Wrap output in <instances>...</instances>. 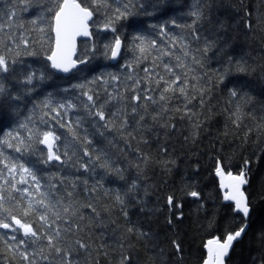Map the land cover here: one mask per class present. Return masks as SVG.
Segmentation results:
<instances>
[{
    "label": "trees",
    "instance_id": "1",
    "mask_svg": "<svg viewBox=\"0 0 264 264\" xmlns=\"http://www.w3.org/2000/svg\"><path fill=\"white\" fill-rule=\"evenodd\" d=\"M84 2L91 6V0ZM108 2L111 9L107 13L111 15L115 7L129 0ZM194 2L131 0L129 14L116 21L115 32L102 27L105 9H101L92 22L93 39L83 41L79 46L78 59L87 56L88 62L74 73L62 76L50 67L46 59L54 41L49 14L43 11L46 0H25L24 4L20 0H0V55L6 56L10 64L16 61L11 65L13 73L2 74L15 77L5 80V84L12 90L27 91L17 83L24 71L43 72L47 77L43 81L34 80V90L13 107L0 108V139H11L5 137V133L11 131L14 135L18 132L19 137L26 142L22 146L26 150L22 153L0 144V151L3 152L0 155V161H3L0 163V173L9 180V184H4L3 179H0V195L4 197L0 203L12 214L22 217L21 208L27 200L10 187L14 181L4 168V163H23L32 169L40 179L41 190L49 193L53 202L57 199L62 201L55 209L60 211L62 217L57 224L62 232L63 246L73 251L72 258L78 264H120L123 255H130L132 264H203L209 240L219 238L223 241L228 234L246 224L235 206L223 199L217 167L235 175L244 170L248 177L245 192L251 208L250 227L243 239L235 244L227 264H261L264 259V72L260 71L261 66H264V0H211L212 19L225 24L229 46L225 54L213 55L209 52L207 58L198 49L204 45L203 37L212 36L214 26L205 23L199 41L193 40L190 30L184 27L191 23L192 17L188 13ZM205 11L208 12V9ZM10 12L15 15L10 17ZM249 12L251 16L247 15ZM42 15L44 19H40ZM173 20L176 24L172 23ZM248 23H251V29L247 27ZM153 25L156 27L153 28ZM161 25L164 26L163 34ZM41 28L45 31L41 32ZM116 37L123 43V52L119 63L113 65L111 52L105 46L114 45ZM136 37H143V42ZM172 37H176L175 42ZM152 40L156 41L154 47L151 45ZM24 41H27V45ZM140 47L145 49L143 53ZM30 51L38 55H28ZM165 51L171 54L162 55ZM184 51L189 55L185 56ZM228 55L234 60L242 58L256 72L244 74L236 71L234 65L227 63ZM193 56L200 63L193 61ZM164 63L173 66L184 64L185 67H175L174 71L188 80L189 91L197 98L198 93L193 90V85L196 89H209L204 97L205 104L201 107L194 101L189 105L197 113L192 120L187 117L181 119L182 112L172 111L167 117L154 122L152 115L158 106L150 101H141L138 112L145 116V120L141 122L143 128L136 131L138 116L131 115L133 89L143 95L145 87L155 88L156 74L170 78L163 67ZM145 69H148L147 73ZM226 69L229 74L223 83L218 84L220 74ZM112 76L118 79L113 80ZM136 81H140L139 85ZM77 84L85 87H72ZM237 84L252 97L250 103L241 101L242 119L239 128L232 125L229 113L225 111L229 107L225 85L231 88ZM83 92L93 95L94 99L98 95L97 106L108 101L109 94L116 97L106 104V115L126 108L129 113L127 131L133 132L136 138L127 136V132L122 138L118 118H113L115 128L109 131L103 127L105 121L89 115L84 105L91 102L82 95ZM149 94L158 99L159 90ZM46 98L51 100L49 108L36 107ZM61 103H71L75 107L58 109L61 115L56 116L52 108ZM144 105L147 106L146 112ZM177 106L183 107L182 98L171 101L170 107L175 109ZM194 121H203L195 135ZM164 123L175 124L176 127L162 128L160 125ZM20 124H27V128L19 127ZM249 129L251 134L247 143H244L242 138ZM45 131H51L59 137L53 145L55 153L61 156L63 162L44 163L48 148L39 140L43 139ZM85 138L91 143H87ZM11 142L17 144L16 140ZM85 150L92 157L101 155L99 163L104 161L102 153H107L114 167L126 169L124 179L99 167L93 170L90 166L85 171L81 167V164L89 161V157L83 154ZM140 154H146L149 161L147 164L142 163L138 172L135 164L139 162ZM246 160L249 163L245 168ZM20 178L18 170L15 180ZM28 180V185L16 184V187H29L31 192H35V188L30 187L31 178L28 177ZM133 181L137 188L129 192ZM52 184L56 185L55 189L50 187ZM93 188L95 191H86ZM191 191H197L199 197L190 196ZM69 192L72 193L71 197L68 196ZM117 192L124 199L123 206L116 200ZM169 196L174 199L173 205L167 202ZM89 204L99 215L87 207ZM64 207L70 211L64 213ZM124 210L127 211V217L123 214ZM6 215L0 212V219ZM26 219L36 220L34 215ZM65 220L79 224L81 230L73 228L71 232H65L64 229L68 227ZM130 227L135 229L133 233L128 232ZM13 234L0 229V237L4 239ZM15 235L18 239L23 238L20 232ZM4 239H0V264H25L18 253L8 251ZM76 240L88 244V250L78 249ZM173 242L180 245L179 253ZM47 252L45 248V254ZM37 259L38 264H55V259Z\"/></svg>",
    "mask_w": 264,
    "mask_h": 264
},
{
    "label": "snow or ice",
    "instance_id": "2",
    "mask_svg": "<svg viewBox=\"0 0 264 264\" xmlns=\"http://www.w3.org/2000/svg\"><path fill=\"white\" fill-rule=\"evenodd\" d=\"M115 2H119V0H115ZM21 4L25 3V0H20ZM131 0L128 3H123L120 6H117L112 10L111 15H108L107 10L111 9V4H109L108 0H91V6H88L84 0H46V6H43V11L49 14V19L51 20V31L54 32V41L50 49L48 50V54L46 56L47 61L50 62V67L58 72L69 73L73 69L77 68L78 64H86L88 62L87 56L83 59H74L76 54V40L77 37H91L92 32L90 29L89 22L93 20V17L99 12L101 9H105V21L102 25L104 29H111L113 32L116 31L114 25L116 21L120 20L121 18H126L129 14L128 9L130 7ZM143 7V5H140ZM213 7L211 0H195V2L191 5V9L188 13L192 17L191 23L184 25V27L188 28L191 32V36L193 40L199 41L201 37V29L204 27L205 23L209 26L213 27V34L211 37H203L204 45L198 51L203 53V57L207 58L208 53L212 52L213 55L218 53L225 54L226 48L229 46L228 39L226 38V26L223 22L216 20L215 22L211 16V8ZM208 9V12L205 11ZM27 10V8H25ZM14 12H10L9 16H14ZM247 15L251 16V12L247 13ZM40 19H44L42 15ZM33 24L36 23L35 20L32 21ZM173 24H176V21H172ZM178 27L180 25H177ZM2 27V26H0ZM153 28L156 26L153 25ZM247 27L251 29V23L247 24ZM161 33L164 32V26H160ZM41 32H44L45 29L41 28ZM136 39L141 40L143 42V37H136ZM182 39V38H181ZM173 42L176 41V37H172ZM27 45V41H24ZM151 45L154 47L156 45V41L152 40ZM105 48L110 50L111 57L115 58L121 48V40L119 37L115 38L114 45L108 46L106 45ZM183 50V49H182ZM94 51V49H93ZM140 51L143 53L145 49L140 47ZM171 53L165 51L162 55H170ZM19 55V53H17ZM28 55L36 56L38 53L30 51ZM107 55V51L105 53ZM184 55L188 56L189 53L184 51ZM177 61L180 60L179 57L176 58ZM193 61L196 63H200L195 56L192 57ZM16 61L9 60L4 55H0V108L4 107H13L17 102L21 101L25 95H29L35 88L33 83L34 80L43 81L47 77L43 72H37L35 70H27L24 71L22 75V79L18 80L17 83L23 85L27 91H23L21 89L12 90L9 85L5 84V80H13L15 77L13 75H2V74H10L13 73V68L11 65L15 64ZM227 63L229 65H234L236 71L244 74H249L250 72H256L255 68H251L247 65V62L241 59L234 60L231 55L227 56ZM163 67L170 78H165V76H161L156 74L154 77L155 79V88L145 87L143 89V95L140 92L133 89L134 95L131 97V100L134 102L131 106V115L138 116V119L135 121V130L139 131L143 128V122L145 120L144 115H140L138 109L142 106L141 101H150L153 105H157V109L154 111L152 115V120L155 122L158 118L167 117L172 111L177 113H183L180 117L183 119L187 117L189 120H192L197 113L193 112V110L189 107V105L193 104L195 101L201 107L205 104V95L209 91L207 88H200L196 89L193 85L192 88L194 91L198 93L197 95H193L191 91H189V82L186 78H182L181 75L177 74L174 71L175 67L183 68L185 67L182 63H177L176 65H170L168 63H164ZM261 72H264V66L260 68ZM145 72H148V69H145ZM229 74V70L226 69L223 73L220 74L217 83L221 84L224 82L225 76ZM151 77V73H149ZM96 79H100L97 77ZM113 80L118 79L116 76H112ZM139 85L140 81L135 82ZM149 84H151V79L149 80ZM31 86V87H28ZM73 88H81L83 89L85 85L77 84L72 85ZM225 88L228 93L227 104L229 105L228 108L225 109L226 112L229 113V119L234 127L239 128L241 123V112H242V105L241 101L244 103H250L252 97L245 93L238 84L234 85L233 87L229 88L225 85ZM159 90L158 99L154 98L150 95V92ZM68 89H64L67 91ZM51 94H49L50 96ZM82 95L87 96V100L89 103L84 105L85 109L88 110L89 115H94L98 117L100 121H105L103 127L108 129L109 131L115 128V121L113 118H118L120 120V129L122 138L127 132V136L135 139V135L131 131H127L129 127V113L125 108L123 111L121 109H117L116 112H112L106 115L105 106L106 104L116 99V97L109 94V100L101 103L97 106L96 100L99 99L97 95L94 99L93 95H90L88 92H83ZM176 98H182L183 107H175L173 109L170 107L171 101ZM43 107L49 108L51 106V100L45 99L36 107ZM75 107L73 104L68 103L67 105L61 103L57 105V107L52 108V111L56 113V116H60L61 113L58 109H71ZM93 109L95 111L93 112ZM145 112L147 111V106L144 105ZM66 114V113H65ZM47 115V113H45ZM31 119V117H29ZM79 123V120L77 121ZM203 121H194L193 128H194V135L198 134ZM64 126V125H61ZM162 128L168 129H175V124H168L164 123L160 125ZM19 127L27 128V124H20ZM103 135V133H100ZM251 134V129H249L245 136L242 138L244 143H247L248 138ZM5 137H9L11 139L5 138L0 139V144L5 145L7 148H14L17 153H22L25 145V141L19 137V133L17 132L15 135L13 132L9 131L5 133ZM31 139V135L29 136ZM59 137H56L53 132L45 131L43 132V139L39 140V143L45 144L48 147V154L47 159L44 163H49L51 161H61V156L57 155L53 151V143ZM87 143H91V141H87ZM16 140L17 144L14 145L11 141ZM111 143V141H109ZM144 143H147V140H144ZM166 151V149H163ZM84 156L89 157V161L87 164H81V167L88 170L90 166L106 169L107 171L114 173L120 179H124V171L126 169H121L120 167H114L113 162L110 157L107 156V153H102L104 156L103 163H99L101 160V155H97L92 157L90 153L85 150ZM0 155H3V152L0 151ZM67 156V153H64ZM7 160L8 157H5ZM149 161V157L146 154H140L139 162L135 164L137 171L140 172V165L147 164ZM3 163V161H0ZM249 161H245L244 165L245 168L247 167ZM4 168L7 169L8 174L12 177L14 183H11L10 187L14 189L16 192L21 193V198L26 199L27 203L21 208L22 217L12 214V212L5 208L3 203H0V212L6 213L7 215L0 219V229L9 230L13 235L4 239L0 237V239H4V243L7 246L8 251L13 253H18L20 258L25 262V264H38V259L42 261H50L55 259V264H78V261H74L73 251L68 250L63 246L62 241V232L57 224V221L61 220V213L60 211H56V206L61 204L62 201L57 199L53 202L49 193L44 192L41 190V183L40 179L37 177L36 173L26 167L23 163L20 164H8L4 163ZM19 170L21 173V178L16 181L15 180V173ZM216 174L222 176L223 171L221 167H217ZM229 183H221L222 188L228 189L225 192L223 199L225 201H234L235 202V210L242 213L244 217H247L250 212L249 204L247 197L241 191V186L248 183L247 173L244 170L237 175H233L231 172H228ZM28 177L31 178L32 184L30 187L35 188V192H31L29 187L24 188H17L16 184H23L28 185L29 180ZM0 179H3L4 184H9V180L0 173ZM63 181L61 180V183ZM87 184V181H84ZM99 186V182L98 185ZM52 189L56 188V185H50ZM75 187V185H73ZM137 188V184L135 181L132 182L128 191L134 192ZM86 191H95V188ZM127 195V193H125ZM192 197H199V193L197 191H191L189 193ZM68 196L71 197L72 193L69 192ZM4 197L0 195V201H3ZM116 200L122 206L124 205V199L120 195L119 192L116 193ZM167 202L169 205L174 204V199L172 196L167 198ZM19 204V202H18ZM87 207L92 208V211L96 213V209L91 205H87ZM64 213H68L70 209L68 207H64L62 209ZM49 213H52L50 216ZM123 214L127 217V211L124 210ZM35 216V221H29L26 218L29 216ZM96 215H99L96 213ZM54 216V218H53ZM10 221V222H9ZM38 222V224H37ZM171 223V221H169ZM65 224L68 225L64 229L65 232H71L73 228L77 230L80 229L79 224H73L71 220H65ZM247 225L245 224L239 230L235 231L234 233H230L226 236L223 242L219 238L211 239L207 242V257L204 260L203 264H225V257L228 255L229 249L232 246L233 241L241 237V235L246 231ZM51 230V231H49ZM135 231L134 228H128L129 233H133ZM22 233L23 238L17 237L15 233ZM142 235L147 236L148 233H142ZM12 241L14 243H10ZM44 241L46 243L41 244ZM75 244L78 246V249H82L87 251L89 245L84 243L82 240H76ZM175 250L177 253L180 252V245L176 242H173ZM123 247V245H121ZM45 248L48 249L47 254H45ZM31 249V251H29ZM58 258V259H56ZM120 264H132V258L130 255H123L120 261ZM261 264H264V259H262Z\"/></svg>",
    "mask_w": 264,
    "mask_h": 264
},
{
    "label": "water",
    "instance_id": "3",
    "mask_svg": "<svg viewBox=\"0 0 264 264\" xmlns=\"http://www.w3.org/2000/svg\"><path fill=\"white\" fill-rule=\"evenodd\" d=\"M91 22H92V21L89 22V24H90V29H89V30L92 32ZM54 36H55V34H54ZM92 37H93V36H91V37H83V36H81V37H77V40H76V54H75V56H74V59H77V58H78V50H79V44H80V42H81V41H86V40H92ZM122 50H123V43L121 42L120 52H119V54H118L115 58H112V64H114V65L118 64V62H119L120 59H121ZM82 65H83V64H78V65H77V68L73 69V70H72L71 72H69V73H63V72H58V71H57V72H58L59 74H61V75H68V74H70V73L76 71L77 69H79ZM222 171H223V170H222ZM218 178H219L220 188H221L223 194H225V192L228 191V189H226V188H222V187H221V183L223 182V183L227 184V183L230 182V181H229V178H228V175L223 171V175H222V176L218 175ZM241 191H242V192L244 193V195L247 197V195H246V193H245V191H244V185L241 186ZM247 200H248V198H247ZM227 202L232 203V204L235 205V202H234V201H227ZM248 204H249V203H248ZM249 208H250V207H249ZM237 212H238V211H237ZM238 213H240V212H238ZM240 214L243 216L242 213H240ZM250 216H251V209H250L249 215H248L247 217H245V219H246V220H249ZM246 225H247V227H246V231L241 235V237H239L238 239H236L235 241H233L232 246H231V248L229 249L228 255L225 257V264H227V259L231 256V254H232V252H233V250H234L235 244H236L238 241L242 240L243 237H244V235H245L246 232L248 231V229H249V227H250V223H247ZM222 242H223V241H222ZM206 251H207V247H206Z\"/></svg>",
    "mask_w": 264,
    "mask_h": 264
},
{
    "label": "bare ground",
    "instance_id": "4",
    "mask_svg": "<svg viewBox=\"0 0 264 264\" xmlns=\"http://www.w3.org/2000/svg\"><path fill=\"white\" fill-rule=\"evenodd\" d=\"M250 222V221H249Z\"/></svg>",
    "mask_w": 264,
    "mask_h": 264
}]
</instances>
